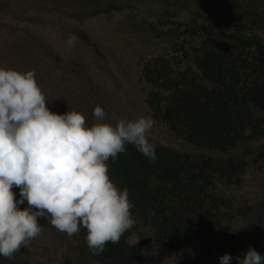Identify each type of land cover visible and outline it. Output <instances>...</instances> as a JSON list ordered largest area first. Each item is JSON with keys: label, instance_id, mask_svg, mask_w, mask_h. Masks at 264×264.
Returning <instances> with one entry per match:
<instances>
[{"label": "trees", "instance_id": "obj_1", "mask_svg": "<svg viewBox=\"0 0 264 264\" xmlns=\"http://www.w3.org/2000/svg\"><path fill=\"white\" fill-rule=\"evenodd\" d=\"M193 1L214 12L223 4ZM123 7L112 3L108 10ZM258 14L251 13L253 19ZM196 15L189 22L165 17L164 35L153 27L156 36L171 43L141 69L152 117L177 141L173 146L155 141V161L129 144L107 162L110 179L129 191L134 226L96 256L87 247L86 229L71 237L64 233L68 247L61 264H150L151 256L172 264H220L224 254L237 264L235 257L246 254V221L254 207L236 189L243 184L247 156L264 142V43L242 30L230 31L204 11ZM4 22L1 18L0 36L10 48L4 55L16 49L33 58V48L39 55L51 49L35 15L20 25L15 19ZM39 55L33 62L39 63ZM246 128L250 135L244 134ZM13 191L19 194L18 188ZM45 222L51 232H59ZM0 264L42 263L22 247L12 259L0 256Z\"/></svg>", "mask_w": 264, "mask_h": 264}, {"label": "rangeland", "instance_id": "obj_2", "mask_svg": "<svg viewBox=\"0 0 264 264\" xmlns=\"http://www.w3.org/2000/svg\"><path fill=\"white\" fill-rule=\"evenodd\" d=\"M112 3L122 4L126 9L110 11L108 7ZM221 3V11L214 12L199 8L193 0H0V19L5 24L15 19L20 25L29 14L35 15L44 25L41 31L51 46L47 53L41 49L40 55L33 48V58L19 55L16 49L4 55L10 48L7 42L3 45L0 36V67L34 70L50 110L58 114L78 111L88 124L96 122L93 110L97 105L105 110V122L112 124L116 123L114 115L125 120L152 117L141 69L148 59H155L168 50L170 40L153 33V27L159 28L156 33H166L165 17L189 22L204 11L230 31L242 30L258 36L264 43V0H222ZM258 5L263 6L261 11ZM91 6L97 12L90 10ZM252 12L260 14L253 19ZM73 33L79 40L69 49L66 41ZM26 52L32 53V50ZM37 55L39 63L33 62ZM25 60L30 62L29 69ZM153 120L151 135L155 141L159 139L173 146L171 142L176 139L163 124ZM247 158L249 164L243 184L236 189L238 197H247L254 207L246 221L249 235L246 252L257 246L260 249L257 251L264 255V142ZM16 198L19 199L18 193ZM38 222L44 230L26 247L30 257L42 264H61L68 247L65 234L51 232L45 219ZM149 262L172 264L156 256H151Z\"/></svg>", "mask_w": 264, "mask_h": 264}, {"label": "clouds", "instance_id": "obj_3", "mask_svg": "<svg viewBox=\"0 0 264 264\" xmlns=\"http://www.w3.org/2000/svg\"><path fill=\"white\" fill-rule=\"evenodd\" d=\"M78 40L69 35L67 47ZM93 116L96 122L88 124L78 111H51L34 70L0 67V256L12 259L38 238L44 230L41 218L69 237L86 229L94 256L108 243H119L134 226L129 191L110 179L107 162L129 144L155 161L154 120L150 115L135 120L114 115L116 123H108L99 105ZM235 259L237 264H264V255L254 247ZM232 260L224 254L220 264Z\"/></svg>", "mask_w": 264, "mask_h": 264}]
</instances>
